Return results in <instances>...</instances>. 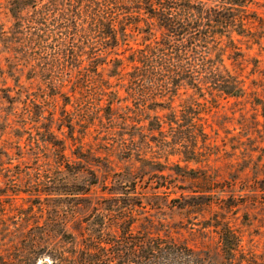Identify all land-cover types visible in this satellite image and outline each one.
<instances>
[{"label": "trees", "instance_id": "16d2710c", "mask_svg": "<svg viewBox=\"0 0 264 264\" xmlns=\"http://www.w3.org/2000/svg\"><path fill=\"white\" fill-rule=\"evenodd\" d=\"M250 1L7 0L22 32V39L6 43L12 46L7 51L11 55H16V48L21 50L16 71L9 74L16 84L23 74L41 94L50 89L55 91L51 98L61 93L67 102L87 97L93 87L101 118L110 115V124L119 109L118 99L112 97L119 89L112 88L126 87L127 100L136 103V109L125 107L145 126L146 154L159 161L165 158L163 162L169 155L193 160L208 149L196 97L244 93L242 79L227 67L225 58L242 56L234 36L245 30ZM131 28L143 34L140 47L130 45ZM177 98L179 109L172 106ZM46 100L29 97L21 118L0 117L6 127L14 128V146H20L18 139L26 133L48 152L57 148L62 153L64 143L57 132L65 134L64 127L72 136L73 125L63 108L55 116ZM19 121L22 124L15 125ZM4 154L10 156L7 151ZM108 190L119 193L114 185ZM120 198L105 229L97 228L95 214L85 224L75 221L70 230L40 225L37 236L25 231L19 242L0 243V264H38L44 257L49 264H264V239L260 247L245 246L239 232L222 228L216 232L215 246H187L158 221L140 224L136 220L140 203L132 204L129 212V204L120 203ZM101 234L118 242L100 243ZM130 234L132 239L126 241ZM35 237L42 243L37 244ZM53 237L51 243L46 241ZM26 238L33 240L30 245L22 242Z\"/></svg>", "mask_w": 264, "mask_h": 264}, {"label": "rangeland", "instance_id": "374dc122", "mask_svg": "<svg viewBox=\"0 0 264 264\" xmlns=\"http://www.w3.org/2000/svg\"><path fill=\"white\" fill-rule=\"evenodd\" d=\"M247 13L250 18L245 30L241 36H234L242 56L225 58L227 67L242 79L244 93L238 97H196L208 149L193 160L169 155L163 162L165 158H151L143 149L145 126L125 107H136L127 100L126 87L112 88L119 89L112 95L118 99L119 109L110 124V115L101 118L93 87L87 97L67 102L61 93L51 98L49 94L55 91L50 89L46 91L48 96L41 94L23 74L16 84L9 73L16 71L21 50L16 48V55H11L7 51L12 46L6 43L22 39L21 23L17 29L7 0H0L1 119L21 118L24 101L35 97L38 101L47 99L45 104L55 116L63 108L73 125L72 136H67L64 127L65 134L57 132L64 143L62 153H57V148L48 152L41 144L33 143L35 136L27 137L26 133L18 139L20 146H14V128L6 127L1 120L0 243L19 242V235L25 231L37 236L40 225H60L70 230L75 221L85 224L94 219V214L97 228L105 229L121 196L120 203L129 204L126 211L140 203L136 208L140 224L158 221L187 246H215L216 232L227 228L239 232L243 245L260 247L264 239V0H251ZM129 33L130 45L140 47L141 31L131 28ZM179 100L172 103L175 109ZM19 123L22 121L15 125ZM111 185L119 193L109 194ZM37 240V244L42 243L35 237ZM32 241L22 240L27 245ZM97 241L114 244L118 238L101 234ZM44 260L49 264L46 257L38 264Z\"/></svg>", "mask_w": 264, "mask_h": 264}, {"label": "water", "instance_id": "95a60500", "mask_svg": "<svg viewBox=\"0 0 264 264\" xmlns=\"http://www.w3.org/2000/svg\"><path fill=\"white\" fill-rule=\"evenodd\" d=\"M40 264H48V261H46V260L41 261Z\"/></svg>", "mask_w": 264, "mask_h": 264}]
</instances>
